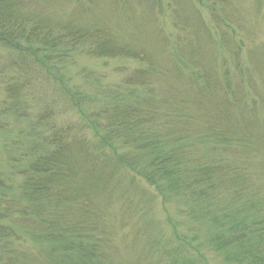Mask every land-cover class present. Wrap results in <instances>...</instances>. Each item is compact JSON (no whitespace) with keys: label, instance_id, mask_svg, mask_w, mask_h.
<instances>
[{"label":"trees","instance_id":"1","mask_svg":"<svg viewBox=\"0 0 264 264\" xmlns=\"http://www.w3.org/2000/svg\"><path fill=\"white\" fill-rule=\"evenodd\" d=\"M71 1L77 17L88 12L83 3L92 2ZM53 4L0 0V83L11 109L27 102L33 86L74 102L77 96L55 69L79 48L96 58L145 61L147 68L124 85L150 95L87 116L74 102L81 120L65 126L53 117L55 100H48L37 120L44 128L41 152L24 158L17 188L11 182L6 188L0 178V264H152L150 257L153 264H192L179 239L175 250L151 238L140 241L148 232L133 225L132 245L144 246L133 261H118L106 208L118 195L119 215L140 213L130 199L125 203L120 170L143 180L163 204L182 199L191 213L208 215L217 232L208 245L223 252L225 264H264V193L257 186L264 177V126L257 117L264 111V68H243L233 82L227 76L218 81L204 68L184 75L182 68L198 61L188 56L193 61L180 67L176 62L187 56L175 51L173 58L157 56L169 59L164 68L156 56L127 50L106 29L56 20L48 12Z\"/></svg>","mask_w":264,"mask_h":264},{"label":"rangeland","instance_id":"2","mask_svg":"<svg viewBox=\"0 0 264 264\" xmlns=\"http://www.w3.org/2000/svg\"><path fill=\"white\" fill-rule=\"evenodd\" d=\"M82 6L88 12L77 17L72 13L71 0H56L52 7L48 6V12L56 20H71L82 30L91 26L106 29L127 50H145L140 55L156 56L164 68L170 61L159 57L173 58L175 51L187 56V60L183 56L181 62H176L180 67L183 62L193 61L188 56L199 62L192 63L191 69L182 68L184 75L193 69L204 68L212 71L218 81L227 76L233 82L243 68L246 72L252 64L264 68V0H92ZM225 23H229L230 28ZM146 68L147 63L140 59L96 58L79 48L60 62L55 74L62 77L63 83L77 96L73 100L87 116L105 105L132 104L150 95L142 88L124 85L135 71ZM242 83L245 85L246 82ZM150 87L154 90L157 84ZM221 93L225 95V91ZM52 98L55 103L51 110L58 125L81 120L74 102L56 96ZM52 98L41 87L33 86L27 102L21 103L17 110L11 109L13 104L6 99L4 86L0 83V178L7 184L6 188L11 183L15 188L19 186L22 178L17 173L25 165L24 158L28 162L41 152L40 135L44 128L37 126V120ZM257 114L258 122L264 126V111ZM259 160L255 161L253 169L257 168ZM116 180L124 189L125 203L129 206L130 199L140 210V213H134L135 216L119 215L124 209L118 195L112 197V204L106 208V223L112 230L114 228L113 244L119 262L133 261L138 249L144 246L138 240L132 245L130 227L133 225L135 230L148 232L140 241L151 238L154 240L151 243L175 250L179 239L189 248L192 264H225L223 252L208 245L211 236L217 234L208 215L191 213L187 207H182L185 202L182 199L163 204L151 187L133 177L128 170H120ZM257 186L264 193V177ZM119 218L126 222L125 226L117 223ZM25 244L29 245L27 241ZM197 250L200 258L196 256ZM149 261L154 263L151 257Z\"/></svg>","mask_w":264,"mask_h":264}]
</instances>
